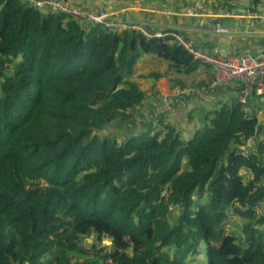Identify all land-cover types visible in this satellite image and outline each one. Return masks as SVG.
<instances>
[{"label": "trees", "instance_id": "16d2710c", "mask_svg": "<svg viewBox=\"0 0 264 264\" xmlns=\"http://www.w3.org/2000/svg\"><path fill=\"white\" fill-rule=\"evenodd\" d=\"M84 21L0 0V264H264V117L234 99L189 138L167 115L110 131L160 77L204 88L209 66L173 36Z\"/></svg>", "mask_w": 264, "mask_h": 264}, {"label": "crops", "instance_id": "0c3cea01", "mask_svg": "<svg viewBox=\"0 0 264 264\" xmlns=\"http://www.w3.org/2000/svg\"><path fill=\"white\" fill-rule=\"evenodd\" d=\"M74 6L96 10L112 5L118 9L116 20L119 31L127 29L132 24L145 26L151 31L180 30L186 36L192 38L196 44L216 52H238L264 54V18L255 14L264 15V0L256 8L251 10L250 0H233L228 7L213 6L211 0H191L185 5L179 0H140L130 2L128 0H69ZM222 27L229 28L228 32L220 33L216 29L215 21ZM199 80L211 81L207 87L197 88L195 93L181 98L179 104L168 114L166 121L181 131H195L203 123V119H197L196 123L185 130V123L190 121L198 107L203 108L206 115L209 111L218 109L223 103H228L242 95V89H225L214 86L213 73L208 67L197 74ZM167 77H160L156 82V92L140 107L135 120L130 123H118L110 126V131L122 135H129L140 131L149 121L150 114L159 102L162 93L171 90V84ZM170 83V82H169ZM151 94V88L148 87ZM246 106L249 111H257L264 117V95L247 94ZM116 129V130H114ZM193 131V132H194ZM191 133V135L193 134ZM190 135V136H191Z\"/></svg>", "mask_w": 264, "mask_h": 264}, {"label": "built area", "instance_id": "2783aa9c", "mask_svg": "<svg viewBox=\"0 0 264 264\" xmlns=\"http://www.w3.org/2000/svg\"><path fill=\"white\" fill-rule=\"evenodd\" d=\"M38 8H46L54 11H61L72 15L84 22L101 23L111 29H118L120 24L116 20L118 9L112 5L96 10H88L83 7L72 5L68 0H22ZM264 18L262 14H255ZM139 29L146 37L173 36L177 43L182 46L195 59L210 67L214 81L213 85L225 89L241 88L242 95L239 101L244 105L247 102V94L253 93L258 96L264 95V54L227 52L220 53L216 50H207L186 36L180 30L151 31L139 24H132L128 28ZM217 31L225 33L229 28L217 24ZM197 88L175 86L170 91L164 92L159 97V102L154 107L149 119L167 115L179 104L182 97L195 93ZM264 105V103H263ZM245 110L249 108L245 105ZM167 123V121H165Z\"/></svg>", "mask_w": 264, "mask_h": 264}, {"label": "rangeland", "instance_id": "374dc122", "mask_svg": "<svg viewBox=\"0 0 264 264\" xmlns=\"http://www.w3.org/2000/svg\"><path fill=\"white\" fill-rule=\"evenodd\" d=\"M169 86H170V83L167 82V87L169 88ZM197 109L201 110L204 113H201L198 110H196L195 114H192V117L190 118V121L187 122V123H185V125H184L185 128H186L185 130H189V127H191L192 125H194L196 123L197 119H200V121H201L205 117L204 114L206 112L204 111V109L203 108H200V107H198ZM114 130H116V129H114ZM193 131L194 130L192 129V131H190V132L187 131L186 133H184V135H183L184 138L191 137L190 135H191V133ZM119 135L121 136L122 134H119ZM250 143L253 144V140H251ZM243 172H244L243 174L246 177V179L251 177V172H248L247 169H243ZM256 211L258 213L264 214V203H261L259 205V207H258V210L256 209ZM175 213H176V210H175ZM237 220H238L239 223H244L245 218L238 217ZM261 227L264 229V225H262ZM83 242L85 244H87V245L96 244L101 249H106L107 247H110L111 246L112 239L109 236H103V235H101L99 231L91 232V231L85 230L84 231V235H83ZM99 264H103V263H99Z\"/></svg>", "mask_w": 264, "mask_h": 264}, {"label": "water", "instance_id": "95a60500", "mask_svg": "<svg viewBox=\"0 0 264 264\" xmlns=\"http://www.w3.org/2000/svg\"><path fill=\"white\" fill-rule=\"evenodd\" d=\"M215 23L218 24V20H216Z\"/></svg>", "mask_w": 264, "mask_h": 264}]
</instances>
